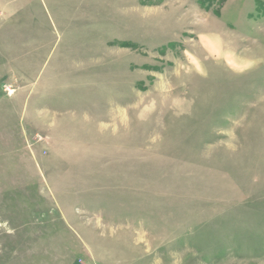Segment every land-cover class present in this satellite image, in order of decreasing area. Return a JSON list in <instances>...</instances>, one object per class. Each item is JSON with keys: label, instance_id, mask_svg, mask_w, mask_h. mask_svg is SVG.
I'll return each instance as SVG.
<instances>
[{"label": "rangeland", "instance_id": "rangeland-1", "mask_svg": "<svg viewBox=\"0 0 264 264\" xmlns=\"http://www.w3.org/2000/svg\"><path fill=\"white\" fill-rule=\"evenodd\" d=\"M0 264H264V0H0Z\"/></svg>", "mask_w": 264, "mask_h": 264}]
</instances>
